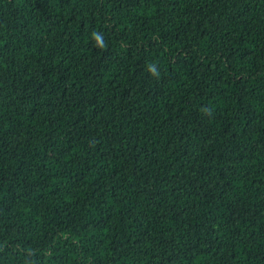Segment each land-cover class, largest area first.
Listing matches in <instances>:
<instances>
[{
    "label": "trees",
    "instance_id": "1",
    "mask_svg": "<svg viewBox=\"0 0 264 264\" xmlns=\"http://www.w3.org/2000/svg\"><path fill=\"white\" fill-rule=\"evenodd\" d=\"M0 264H264V0H0Z\"/></svg>",
    "mask_w": 264,
    "mask_h": 264
},
{
    "label": "clouds",
    "instance_id": "2",
    "mask_svg": "<svg viewBox=\"0 0 264 264\" xmlns=\"http://www.w3.org/2000/svg\"><path fill=\"white\" fill-rule=\"evenodd\" d=\"M94 39L96 40V43L98 46H102L101 44V37L99 35L94 34ZM151 71H154V69H150Z\"/></svg>",
    "mask_w": 264,
    "mask_h": 264
}]
</instances>
